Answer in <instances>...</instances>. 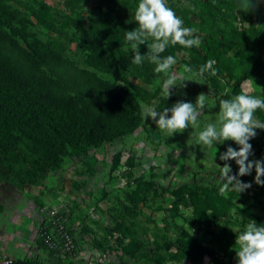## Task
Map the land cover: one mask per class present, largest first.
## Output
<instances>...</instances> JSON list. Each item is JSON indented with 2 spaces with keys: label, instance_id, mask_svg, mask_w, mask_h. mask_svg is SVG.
<instances>
[{
  "label": "rangeland",
  "instance_id": "374dc122",
  "mask_svg": "<svg viewBox=\"0 0 264 264\" xmlns=\"http://www.w3.org/2000/svg\"><path fill=\"white\" fill-rule=\"evenodd\" d=\"M139 2L0 0L3 19L22 34L0 24V85L73 110L77 93L86 104L111 102L113 96L129 103L131 93L141 117V125L124 136L111 141L101 137L99 144L71 147L55 158L0 114V252L40 264H65L38 238L42 218L54 208L72 231L79 264H238L237 236L253 220L264 226V185L254 182V167L238 177L250 188L219 194V166L228 163L233 175L239 171L235 160L222 161L220 154L240 146L231 140L217 141L212 148L197 144L205 126L218 122L220 100L238 94L264 99V72L234 88L253 63L246 48L264 37V0H166L201 43L192 48L170 44L161 56L176 57V73L183 65L198 71L208 60L215 61L216 71L214 76H194L196 82L186 80L183 86L177 80L168 98L162 91L166 77L155 72L156 65L132 63L125 33L138 27ZM37 14L57 31L46 28ZM88 36L104 44L122 66L120 75L93 58L84 41ZM152 42L149 37L139 46L142 55ZM44 56L67 65L63 73L69 79L81 76L78 83L84 89L71 85L53 90L51 78L41 71ZM92 83L96 93L90 92ZM201 93L207 107L195 129L189 126L168 136L150 117L143 118L146 107L163 111L178 101L195 104ZM114 112L109 108L111 126L106 130L117 125ZM255 116L264 121V110H256ZM91 122L96 124L91 130L101 129L97 136L104 133V124ZM256 132L249 141V160H264V130ZM35 252L39 257L31 255Z\"/></svg>",
  "mask_w": 264,
  "mask_h": 264
},
{
  "label": "clouds",
  "instance_id": "9594fccd",
  "mask_svg": "<svg viewBox=\"0 0 264 264\" xmlns=\"http://www.w3.org/2000/svg\"><path fill=\"white\" fill-rule=\"evenodd\" d=\"M135 21L138 27L125 33L126 42L131 45L134 53L132 63L141 65L147 60L156 65L155 72L163 73L166 77L162 83V91L167 98L171 95L170 89L178 86L177 80L179 85L183 86V81H195L192 79L194 76L216 74L213 68L214 60H208L198 71L189 65H183L182 72L176 73L172 71L173 66L177 64L176 57L161 56L170 44L192 48L199 47L201 43L199 37L194 36L196 30L183 27L182 19L167 5L166 0H140L135 11ZM149 37L153 38V42L148 46L147 53L142 55L139 46L145 44ZM206 99L207 96L201 93L195 104L178 101L163 111H157L154 106L146 107L142 115L144 119L150 117L157 128L171 136L189 126L193 129L199 127L202 110L207 107ZM219 104L218 122L207 124L199 133L197 141V144L208 148L214 147L217 141L222 143L227 140L234 141L240 146L238 151L229 146L220 154L219 159L222 161L235 160L239 171L233 175L230 174L231 166L228 163L223 167L219 166L222 181L219 194L225 196L229 190L238 194L250 188L251 184L243 183L238 177L250 174L253 167L256 173L254 182L264 185V180H261L264 176V160H249L253 155L249 141L256 137V129L264 130V121L258 120L255 116L256 110H264V99L238 94L230 99L220 100ZM236 243L239 245V250H236L238 264H264V226H258L254 220L248 223L237 236Z\"/></svg>",
  "mask_w": 264,
  "mask_h": 264
},
{
  "label": "trees",
  "instance_id": "16d2710c",
  "mask_svg": "<svg viewBox=\"0 0 264 264\" xmlns=\"http://www.w3.org/2000/svg\"><path fill=\"white\" fill-rule=\"evenodd\" d=\"M36 17L46 28L57 31L56 26L42 15L37 14ZM0 24L5 25L14 34L22 37L19 28L7 23L1 14ZM84 41L93 58L105 70L114 75H120L122 66L105 51L104 44L101 41H97L91 36L86 37ZM246 50L249 51L253 63L238 76L234 84L235 89H239L246 80L258 77L264 72V37L256 45L246 48ZM41 59L44 62L41 71L51 78V83L54 86L52 87L53 90L71 85L84 89V86L78 83L82 80L81 76L69 79L63 73L69 69L67 65L49 60L46 56L41 57ZM61 73L62 76L59 77ZM77 75L84 74L77 72ZM74 81L76 82L73 83ZM89 83L91 84V82ZM93 84L90 85V92L96 93V89H92ZM94 93H92V96ZM76 95L78 100L75 103V107H77L75 110L65 107L59 109L45 100L39 99V96L35 98L25 92L0 85V114L6 122L15 126L22 135L46 149L47 154L55 158L65 155L71 147L99 144L101 137L111 141L116 137L132 132L141 125L140 112L137 110L136 101L131 93L129 94L131 95L129 103H124L122 99H119L122 96L116 94L118 97L113 96L111 102L105 100L98 103L94 100L92 103L86 104L81 94L77 93ZM112 107L115 110V118L118 120L117 125L110 130H106L105 128L111 126L108 111ZM87 114L92 117L89 118ZM91 121H100L104 124V133L97 136L96 133L100 132L101 129L91 130V127L96 128V124H91Z\"/></svg>",
  "mask_w": 264,
  "mask_h": 264
},
{
  "label": "built area",
  "instance_id": "2783aa9c",
  "mask_svg": "<svg viewBox=\"0 0 264 264\" xmlns=\"http://www.w3.org/2000/svg\"><path fill=\"white\" fill-rule=\"evenodd\" d=\"M38 238L47 250L59 255L65 264H79L77 245L71 229L57 208L50 209L41 220ZM0 264H40L0 252Z\"/></svg>",
  "mask_w": 264,
  "mask_h": 264
},
{
  "label": "crops",
  "instance_id": "0c3cea01",
  "mask_svg": "<svg viewBox=\"0 0 264 264\" xmlns=\"http://www.w3.org/2000/svg\"><path fill=\"white\" fill-rule=\"evenodd\" d=\"M31 255L34 256L35 258L39 257L38 254H37L36 252H35V255H34V253H32ZM44 257H45V256H44ZM44 257H42V261H43V263H48V262H47L48 260L46 259V257H45V258H44ZM39 259H40V258H39Z\"/></svg>",
  "mask_w": 264,
  "mask_h": 264
}]
</instances>
